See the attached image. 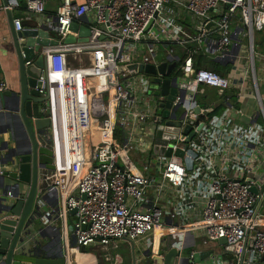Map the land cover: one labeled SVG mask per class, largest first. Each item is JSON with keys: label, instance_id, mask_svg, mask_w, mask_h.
Segmentation results:
<instances>
[{"label": "built area", "instance_id": "2783aa9c", "mask_svg": "<svg viewBox=\"0 0 264 264\" xmlns=\"http://www.w3.org/2000/svg\"><path fill=\"white\" fill-rule=\"evenodd\" d=\"M173 1L193 17V29L179 28L174 14L172 18L166 17V6ZM24 2V17L14 19L16 31L23 29V21L43 17L48 28L59 35V44L45 52L48 79L41 77L42 83L38 86L41 94H48L49 98L51 124L47 139L55 166L46 173V180L52 181L47 183L45 191L58 196L48 214L63 221L69 212L77 209L72 233L78 249L98 246L106 250L118 247L121 241L145 239L151 246L157 230L163 227L164 214L162 207L146 195L148 188L155 187L158 192L161 183L181 187L187 177L185 158L191 157L188 152L205 143L202 130H198L204 123L200 121V113L195 112L197 87L206 85L225 93L233 84L229 75L197 67L195 58L205 53L223 62H233L241 71L238 74L244 79L252 76L258 89L259 81L264 82V68H257L256 58L263 60L264 57L256 52L254 41L255 32L264 30V0H85L83 3L62 0L52 16L46 15L45 0H8L2 9L18 11ZM88 15L91 16L88 41L65 42L73 33L70 29L73 21ZM54 17H58L56 24L51 22ZM168 27L179 31L167 38L171 45L164 60L179 61L178 81L186 84L180 88L171 113L180 105L184 124L177 138L165 146L172 149V154L159 155L161 168L154 169L161 178L158 184L152 181L149 154L153 151L152 129L159 120L157 103L148 91V74L140 70L132 72L129 65L162 62L157 61L156 46L162 42L159 30L165 31ZM83 55H89L85 68L71 70L70 56L80 62ZM69 70L76 73L74 78L70 77ZM51 75L64 79L59 86L65 90L71 112L82 122L80 131L76 123L66 126V162L57 151ZM7 88V83L0 81V92ZM257 97L261 99L260 94ZM190 120L195 136L188 143L183 129ZM224 122L221 123L225 126ZM147 123L151 125L148 130ZM250 128L245 139H239L230 150L236 159L243 151L249 154L241 175H218L200 219L191 226L204 231L205 244L226 240V252L236 257L227 264L242 261L241 252L250 239L254 240L250 247L252 256L264 257V216L260 213L264 192L254 193L252 187L261 184L253 176L246 179L260 168L264 154L260 160L258 152L248 153L243 148L251 139L257 147L262 144L261 128H254L253 124ZM84 131L90 141L88 161L83 152ZM177 150L184 151V156L177 155ZM139 151L145 153L143 159ZM130 153L135 154V162L129 159ZM65 230L68 232L66 224ZM104 254L109 259L108 253Z\"/></svg>", "mask_w": 264, "mask_h": 264}, {"label": "water", "instance_id": "95a60500", "mask_svg": "<svg viewBox=\"0 0 264 264\" xmlns=\"http://www.w3.org/2000/svg\"><path fill=\"white\" fill-rule=\"evenodd\" d=\"M7 2L8 0H3L4 5ZM23 8H26L25 2ZM6 12L19 64L20 87L18 90L8 87L0 92V264H68L63 247L59 256H56L49 245L42 243L35 235L37 232L39 236H43L47 226L44 219L49 221L52 216L46 211V205L53 204L58 199L56 193L45 191L47 183L52 181L46 180V173L55 166L53 151L47 139L51 124L49 98L48 94H41L38 86L42 83L41 77L48 79L45 52L59 44V35L48 28L45 22H36V26L26 25L22 30L16 31L14 19L23 18L24 14L11 10ZM84 17L73 21L70 27L73 33L65 38V42L88 41L91 34L90 22L87 16ZM57 21L58 17L51 20L54 24ZM216 60L222 61L218 58ZM178 63V60H163L158 64L129 65L132 72L140 70L148 74V91L157 103L159 116L155 128L152 129V150L155 155L164 157L172 154V149H166L165 146L177 138L184 124L179 114L180 105L174 107V112L171 113L180 88L186 86L178 81ZM195 112L200 113L199 107H196ZM202 128L203 124H200L198 130ZM183 130V135H187L186 141L191 142L195 136L193 121L190 120ZM175 153L184 156L182 150ZM188 154L191 157L185 158V164L191 170L198 152L192 148ZM252 191L264 192V182L253 186ZM71 214L75 224L77 209H73ZM73 224L70 225L71 231ZM219 241L226 243L224 238ZM253 242L250 239L249 247H252ZM130 243L134 246V242ZM187 248L185 242L179 238L177 242L160 247L157 252L148 248L141 261L134 258L133 264H204V252H188ZM81 250L85 252L86 248L82 247ZM206 254L210 255L212 251ZM241 259L243 264L244 253Z\"/></svg>", "mask_w": 264, "mask_h": 264}, {"label": "crops", "instance_id": "0c3cea01", "mask_svg": "<svg viewBox=\"0 0 264 264\" xmlns=\"http://www.w3.org/2000/svg\"><path fill=\"white\" fill-rule=\"evenodd\" d=\"M73 1L83 3L85 0ZM60 3V0H45L46 15H54ZM3 5V0H0V81H5L7 87L12 90H18L20 87L19 64L11 40V25L6 10L2 9ZM24 11L25 9L22 7L14 12L23 13ZM165 12L166 17L169 18L173 17L172 14L175 15L174 20L179 28L188 26L192 28L194 25L193 17L190 13L182 5H178L174 1L166 6ZM87 17L91 16L88 15ZM43 21H45L43 17L34 21L25 20L23 21V27L26 25L36 26V22L43 23ZM178 31V29L172 27H168L165 31L159 30L162 42L156 46L157 61L164 60L169 45H171L167 38H170V35H177ZM176 52L182 55L179 48H176ZM201 54L216 60L211 54ZM83 56L84 59H88L87 55ZM70 59H72L74 66H79V60L74 56H70ZM218 62L234 65L233 70L236 75H231L233 71L229 74L233 84L225 93H220L217 89L206 85H200L196 89L195 99L197 107L200 109L199 117L213 112L219 105L223 109L218 115L211 117L207 121L200 120L204 123L202 138L205 143L193 147L198 152V155L194 157L193 168L191 170L187 169V177L184 184L176 188L166 183H161L160 175H156L154 173L155 170L151 169L153 183H161L162 186L158 192L155 187L148 188L146 195L162 207L164 214L163 227L161 230H157L152 245L149 246L146 239L134 242V246L130 242L121 241L116 248L105 250L98 246H92L82 252L81 248H77L75 237L70 230V225L73 224V215L69 212L66 220L63 221L55 220V216L49 221L45 218L44 223L47 226L43 236L41 237L37 232L35 233L37 239L49 245L54 255L59 256L63 247L68 258V264H133L134 258L137 261H141L144 252L148 248H151L153 252H157L160 247L177 242L181 238L188 247V252L199 251L205 253L204 264H220V262L227 264L229 261L236 260L235 255L231 252H226L224 244L219 240L205 244L204 231L202 229H194L191 226L200 219L204 202L210 195L212 184L216 181L218 175L223 173H230L233 176L241 175L243 165L249 159V154H245L243 151L236 159L232 156L230 150L234 144L239 143V139H245L252 124L254 128L255 126L261 128L262 144L257 147L254 144V140L251 139L247 146L243 148H246L248 153L258 152V158L263 160L264 82L262 80L259 81L257 89L253 77L248 76L244 79L238 74L241 71L236 69L233 62ZM260 67L264 68V65ZM260 67L257 68L260 70ZM70 74L71 78L76 76L72 75V73ZM59 84L56 87L57 81H55V78L51 80V95L57 94L52 98L57 147L66 154V126L71 122L76 123L75 125L80 131L82 122L78 117H75L76 114L74 115L71 110L65 109V104H68L65 99V90ZM190 91L192 92V90ZM258 94L261 95V99H258ZM83 108H85V104H83ZM222 121H225V126L222 125ZM150 127V123H147L146 130L150 129ZM1 139L2 137H0ZM195 139L194 142H197L198 139L196 137ZM157 157L159 158V155ZM62 160L66 162V157ZM252 176L256 178L259 184L264 182V161L260 168L252 172L249 177L246 176V179ZM52 206H55V202L46 205V211H50ZM260 213L264 216V201L260 207ZM65 224L68 227V232L65 230ZM208 251H212V254H206ZM105 252L108 253L109 259L105 257ZM241 253H244L243 264L264 262L263 256H252L249 245ZM76 258L79 261H76ZM236 264H241V262Z\"/></svg>", "mask_w": 264, "mask_h": 264}, {"label": "trees", "instance_id": "16d2710c", "mask_svg": "<svg viewBox=\"0 0 264 264\" xmlns=\"http://www.w3.org/2000/svg\"><path fill=\"white\" fill-rule=\"evenodd\" d=\"M195 61L197 67H204L213 70L223 76H228L233 71V66H234L231 63H221L214 59H210L204 56L203 54L197 55ZM222 109L223 107L219 105L214 109L213 112L200 116V120L207 121L211 117L218 115Z\"/></svg>", "mask_w": 264, "mask_h": 264}, {"label": "rangeland", "instance_id": "374dc122", "mask_svg": "<svg viewBox=\"0 0 264 264\" xmlns=\"http://www.w3.org/2000/svg\"><path fill=\"white\" fill-rule=\"evenodd\" d=\"M245 42H247V40ZM254 42H255L256 52L259 53V54H262L263 57H264V30L263 31H257V32H255V41ZM256 65H257L258 68L261 65H264V58H263V60L262 59L259 60L258 58H256ZM181 113L182 112L179 111V114H181ZM116 137L118 139H120L118 134L116 135ZM137 153H139V156L141 157V159H143L142 158V155H144L145 153L142 152V151H139ZM149 154H151V158H152V166H151V168L152 169H156V167L157 168H161V163L162 162L159 161V158L157 157V155H155L153 153V151H151V153H149ZM128 157H129L130 160H132L133 162H135L136 157H135V154L134 153H130L128 155ZM259 264H264V262H261V263L259 262Z\"/></svg>", "mask_w": 264, "mask_h": 264}, {"label": "bare ground", "instance_id": "6f19581e", "mask_svg": "<svg viewBox=\"0 0 264 264\" xmlns=\"http://www.w3.org/2000/svg\"><path fill=\"white\" fill-rule=\"evenodd\" d=\"M88 56V59L87 58H83L82 57V59L80 60V64H79V66H74V64L72 63V59H70V64H69V66L71 67V70H75L74 68H77V69H84L85 68V66L87 65V63L89 62V55H87ZM80 67V68H79ZM70 71V70H69ZM77 71V70H76ZM71 72V71H70ZM72 73V75L74 74V75H76V73L75 72H71ZM70 77H71V74H70ZM53 78H55V81H57V85H56V87L58 86V84L59 83H63V81H64V79L63 78H61V77H59V76H55V75H51V80L53 79ZM57 94H52V98L53 97H55ZM65 109L66 110H71V108H70V105L69 104H65ZM62 121V120H61ZM83 139H84V149H83V152H84V156H85V158H86V160L88 161L89 159H90V141H89V137H88V135H87V132L85 131L84 132V137H83ZM56 142H57V140H56ZM57 151H58V154H59V156H62L61 158L63 159V158H65L64 156L66 155L65 153H63L61 150H59L58 149V147H57ZM65 154V155H64ZM61 162V161H60ZM65 162V161H64ZM80 256V255H79ZM76 261H79L78 260V258H76Z\"/></svg>", "mask_w": 264, "mask_h": 264}, {"label": "flooded vegetation", "instance_id": "af4514ba", "mask_svg": "<svg viewBox=\"0 0 264 264\" xmlns=\"http://www.w3.org/2000/svg\"><path fill=\"white\" fill-rule=\"evenodd\" d=\"M48 133V132H47Z\"/></svg>", "mask_w": 264, "mask_h": 264}]
</instances>
